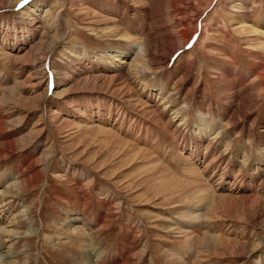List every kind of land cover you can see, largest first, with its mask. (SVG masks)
Wrapping results in <instances>:
<instances>
[{
  "label": "rangeland",
  "instance_id": "374dc122",
  "mask_svg": "<svg viewBox=\"0 0 264 264\" xmlns=\"http://www.w3.org/2000/svg\"><path fill=\"white\" fill-rule=\"evenodd\" d=\"M258 178L264 0H0L11 264H263Z\"/></svg>",
  "mask_w": 264,
  "mask_h": 264
},
{
  "label": "bare ground",
  "instance_id": "6f19581e",
  "mask_svg": "<svg viewBox=\"0 0 264 264\" xmlns=\"http://www.w3.org/2000/svg\"><path fill=\"white\" fill-rule=\"evenodd\" d=\"M134 1V0H132ZM142 51V52H141ZM128 53H126L127 55ZM137 54V58H140L141 56H143V50H140V51H137L136 52ZM112 57H117L115 58V61H119V63H125V57L121 56V54L118 53V55L116 54L115 56L113 55ZM133 63V62H132ZM119 66V65H118ZM120 67V66H119ZM118 73H114V77L119 79V77H123L126 73V71L124 72L122 68H118ZM130 93V92H129ZM132 98V97H131ZM84 113V112H83ZM186 122H187V119H186ZM184 122V123H186ZM187 124V123H186ZM195 131L197 132H200L202 135H204V137L206 138V132H209L211 131V129H207V126L204 125V124H199L197 123V125H195ZM219 157V156H218ZM217 157V158H218ZM224 157V155H223ZM214 161V160H213ZM229 161V160H228ZM209 165V164H208ZM220 165V164H219ZM207 167V166H206ZM168 172V171H167ZM255 176L256 177H262V173L260 174V172L257 170L254 172ZM258 180H261V183L260 184H264V179H261V178H258ZM13 186V185H12ZM203 186V185H202ZM262 186V185H261ZM14 187V186H13ZM12 187V188H13ZM249 197V196H248ZM237 198V197H236ZM247 198V197H246ZM256 198V197H255ZM220 199V198H219ZM218 199V200H219ZM239 199V198H238ZM259 199V198H258ZM217 201V200H215ZM255 202V201H254ZM217 203V202H216ZM79 226V225H78ZM8 232H10L7 227L5 226H2L0 225V264H11V259H13L12 257H14L15 255H19L21 254L20 251H15V250H12L11 248H9V246L6 245V241L7 240H1V236L3 234H8ZM11 233V232H10ZM190 233V232H189ZM22 236L23 234L20 233ZM188 234V233H187ZM19 236V237H22V236ZM205 238V237H204ZM206 239V238H205ZM85 248L83 249V252L81 254V256L78 258V260H76V263L75 264H80V263H83V264H107V259L105 258V253L102 252V251H95V254L94 252H92V249L90 247V244L89 243H85ZM207 246V244L205 245ZM8 247V248H7ZM130 258V257H129ZM128 258V259H129ZM128 259H124L123 261H120V262H116V264H131L130 261H128ZM122 260V259H121ZM130 260V259H129ZM183 262H181L180 264H187L186 261L183 259L182 260ZM251 264V263H250ZM262 264V261L261 263ZM264 264V263H263Z\"/></svg>",
  "mask_w": 264,
  "mask_h": 264
},
{
  "label": "snow or ice",
  "instance_id": "6c2138e0",
  "mask_svg": "<svg viewBox=\"0 0 264 264\" xmlns=\"http://www.w3.org/2000/svg\"><path fill=\"white\" fill-rule=\"evenodd\" d=\"M28 2V0H25V3H27Z\"/></svg>",
  "mask_w": 264,
  "mask_h": 264
}]
</instances>
